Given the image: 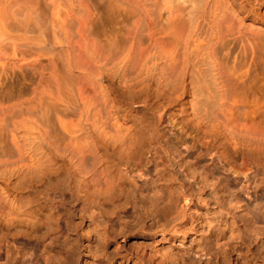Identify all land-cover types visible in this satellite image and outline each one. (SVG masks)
Listing matches in <instances>:
<instances>
[{"label": "bare ground", "instance_id": "obj_1", "mask_svg": "<svg viewBox=\"0 0 264 264\" xmlns=\"http://www.w3.org/2000/svg\"><path fill=\"white\" fill-rule=\"evenodd\" d=\"M57 1L42 0V2H45L44 4H50L51 8H54L53 11L58 10L56 8ZM237 1L239 3L237 2L236 7L233 5L236 2L235 0H125L124 5L118 3V6L123 8V13L126 11L125 15L129 21L128 23L125 22L126 31L124 32L127 36L125 39L129 40L128 43L126 39L128 44L124 42L128 45L127 49L122 55L119 54L121 56L117 55L121 50L118 48L120 45L117 44V34L115 33L111 37L107 36L110 45H108L110 50H107L108 58L101 60L106 56H103V52L100 53L104 50L106 44L103 46L104 43L101 42V48H103L101 49V43L98 44V40L96 41L97 45L95 42H93L94 45L91 43L93 47L96 45L94 48L89 47V49H94V53L92 51L88 52L92 53L93 57L96 53L94 62L90 61L97 66H95L97 69L95 71L100 76L107 75L108 79L111 80L109 86H101L100 82V86L96 87L102 97V99L99 97V103L96 102L97 98L92 96L93 93L97 92V89L94 88L95 92L92 90V93L91 88L93 89V86H78L81 84L79 83L77 84L78 87L73 85L75 88L71 86L68 88L64 78L66 85H59L61 83L59 79L61 80V78L58 79L59 74L57 73L61 71H58L59 68L55 63L56 58H52L54 57L52 54L48 58L47 55L50 54H47L49 48L47 49V63L43 60L44 63L39 61L36 64V80L33 79L37 81L38 85L29 88L31 92H29V95L27 94L28 96H24V92L22 95L18 92L21 95L18 96V100L16 102L11 101L13 103L8 104V106L5 105L6 107L2 106L0 111V116H6L7 113L14 117L22 116L15 125V128L19 129H17V134H13L11 130L12 138L9 139L16 147L17 153L15 154L17 155H11L13 158H15L14 156L18 157V169L13 170V164L10 160L13 172L11 175L7 174L6 170L8 171L9 168H6L10 164L9 159L11 157H6L8 160H5L4 163L8 165L5 164V170L1 166L3 169L0 170V256L2 251H5L6 264H20L18 259L21 256H17L18 253L16 255V250L21 248L16 249L15 245L17 244H12L11 240L24 241V247L21 250L24 254H32V247L36 242L45 241L49 237L51 238L53 235L62 232L67 221L65 222L63 216L54 210L49 195L51 192L63 193L67 190L80 203V212L85 209L87 211L92 210L89 212H92L93 215H90L89 218H91L90 223L94 224H92V231L87 236L92 238L97 245L94 250L97 264L111 263L117 256L123 258V261L134 260V264H264V245L258 244L259 241L255 242V236L260 233L256 227L259 214L256 213L255 217L249 219L251 227L248 228V231L251 234L248 239L245 238L240 230V225L228 221L225 215H220L221 211L218 217V214L216 217L212 215L214 214V212L212 213L214 206L210 197H206V194L209 195L210 193L206 187L207 181L204 178L199 181L194 180L192 184L178 176H173L174 173H162V176H160L162 182L158 180L160 183L155 184V196L143 200L135 193L133 194V191L136 192L135 190L138 189L135 177L147 174L148 164L152 160L150 156L153 142L161 145L158 138L160 118H157L158 115L155 114L157 111L169 112L170 119L173 120L175 125H179L182 134L186 135L188 130L194 132L193 143L197 142L204 149V152L201 150L198 153L199 156L206 157L216 152L223 165L225 164L231 172L237 175L243 174L244 176L247 175L252 163L264 165V133L257 131L248 121H240L235 116L236 114L233 111L235 105L226 98V82L224 83L225 79H223L225 74L223 75V69L221 70V62L219 63V59L215 57V54H217L215 51H219L220 47L217 50L216 48L221 45L219 44L216 47V41L221 36L222 40L218 39V43L225 42L224 36L231 32L226 31L229 26L233 28L235 25L237 27L238 22L241 23V28L257 26L244 20L251 18L250 20L253 22L260 21L259 18L264 13V10L259 6L264 0ZM70 2H73V0ZM40 5L41 0H0L1 51H6L10 47L13 56L16 55L17 58L20 52L27 53L25 54L27 56L28 53L30 54L33 51L31 49L34 44L36 45L33 39H25L22 42L15 39L18 36L25 37L33 33L32 28H34V23H37L34 15L36 11H40ZM54 12L53 15H59L57 11ZM240 14L242 15L240 16ZM55 15L52 18H55ZM142 17H146L152 25L147 31L149 38L147 44H143V37L141 39L142 34H144L142 33ZM233 17H236L235 21L236 19L239 21L234 24L233 20H230L233 23V25H230L227 19H234ZM52 18L50 17V19ZM225 23L227 27L224 26ZM86 26L84 25V28ZM119 26H117L118 30ZM244 28L243 30H246ZM243 30L241 31L243 32ZM87 32L83 30L86 35ZM221 33L224 35L223 37ZM81 35L83 40H87V36L84 37L85 34L81 33ZM80 38L81 36L78 40L81 41L82 38ZM80 41L79 43H86V41ZM89 41L91 42L92 39ZM223 44V46L227 45V43ZM40 45L42 46L39 43ZM136 46L137 48L140 47L139 62L137 64L133 62V65L136 66L131 65L135 69L131 72L129 69L132 67H128V65L132 64V56H135L133 54ZM80 47L84 49L83 46ZM137 48L136 50H138ZM106 49L105 53L107 52ZM34 53L38 54L35 51ZM101 55L103 57L100 58ZM88 58L90 57L88 56ZM109 58L113 60H109ZM111 60L112 66L109 65L108 68L107 64H110L109 61ZM91 70H94V68ZM91 70L89 72H92ZM97 72L95 77L98 75ZM113 72L115 75L116 72L117 74H123L122 79L119 77V83L114 82ZM42 82H45L46 86H39ZM26 88H24L25 93L28 90V87ZM24 89L21 91H24ZM72 89L74 92L77 89L76 93L73 92L72 94ZM98 92L97 94H99ZM118 94L123 96L121 97ZM95 95L94 97H98ZM100 99L102 103H100ZM48 111L52 114L55 112L54 115L57 116L59 123L50 122L52 120L50 117L49 120L47 117L48 121L44 120L46 119L45 115H48ZM102 111H104V114H102ZM71 116H74L75 119ZM0 123L3 124V121H0ZM50 123L52 126V123H54V126L55 123H58L57 127L60 126L62 130L58 132H62V134L55 132V135H52V132L54 133L56 129L51 130ZM2 127L0 124V130H5V128L1 129ZM49 129L52 132L49 133ZM27 131L30 132L29 135ZM23 132L26 133L22 134ZM1 133H4V131ZM3 136L0 135L1 142ZM5 140L7 139L4 138ZM6 149L4 150L6 151ZM164 151L166 152V158L172 161L171 153H168L166 148H164ZM194 173L196 172L192 171L189 175L195 177ZM157 187L161 191L160 193L157 191ZM133 197L136 208H139L140 212L135 225L137 227L133 226L134 229H129V233L130 230L135 231L134 234L137 232L140 237L146 239H152L154 236L162 234L175 241L179 237H185L188 233L196 234L207 228V233L204 234V236L206 235L204 237L206 240H204V243L206 244H201V246L197 244L199 241L196 243L199 246L184 247L186 249H179V252L181 250L182 253L176 254L165 252L162 248L164 251L160 252V257L156 255L157 251L160 250H157L156 246L157 251L155 253H147V249L152 250L149 246H145L144 249L142 247L133 249L134 246L118 245L119 242L111 235V232L112 234L114 232L111 231L113 228L109 230L112 224L111 221L118 212L125 210ZM228 200H230V197ZM234 200H231V203ZM195 209L204 210L206 215L211 214L212 220L214 218L216 221L217 218L219 220L218 226L212 224L214 220L207 222L208 227L200 225L199 219L201 216ZM96 211L100 216L97 219ZM80 217L85 218L83 214ZM79 223L81 224V222ZM74 230L72 243H69L70 246L67 244L69 246L68 250L64 248L69 254L63 257L62 252V255L57 254V256L53 252L54 257V254L51 253V257L54 258L53 264H79L76 257L74 258L75 248L78 245L79 238L84 236V233L88 234V232ZM74 230L72 229L73 232ZM219 234L225 237V241L221 242V246L217 240L210 244L213 240L211 238ZM112 237L115 240H112ZM233 239H239L241 245H243L242 249H246L244 253H238L240 257H235V259L232 257L238 250H236V243L232 242L234 245L230 244ZM57 241L59 242V236L51 241L52 245ZM64 241L67 242V240ZM113 243L116 247H114V250L109 251L107 247ZM151 246H153V242ZM5 248L6 250H4ZM195 254L199 255L198 259L193 256ZM204 254H211L213 259L203 260L200 257ZM48 257L50 256L48 255ZM45 259L49 260L47 257ZM144 260L147 263H144Z\"/></svg>", "mask_w": 264, "mask_h": 264}, {"label": "rangeland", "instance_id": "obj_2", "mask_svg": "<svg viewBox=\"0 0 264 264\" xmlns=\"http://www.w3.org/2000/svg\"><path fill=\"white\" fill-rule=\"evenodd\" d=\"M67 1L68 0H64V1L58 0L56 2L57 3L56 8H58V10L56 9L54 11H57V13L59 14V15L54 14L55 18L57 19L56 20L55 18H52L54 16L53 15V12H54L53 9L54 8L52 9L50 4H48V3L44 4L45 2H42V0H41V5L39 6L40 9L38 8L40 11H36V13L34 15L35 18L37 19V23H34V28H32L33 33H30L29 35H27L25 37H23L21 35V36L16 37V39H15L16 41H21V42L24 41L25 39L26 40H32L33 39L34 42H36V45L35 44L33 45L32 49H31L33 51H31V52L29 51L30 54L28 53V55L26 56L25 54H27V53L24 54V53L20 52L17 55L18 56V58H17V57H15L16 55L13 56L12 49L10 47L6 51L0 50V107H1L0 111L2 110V106L4 107L5 105H7V106H8V104L10 105L11 103H13L11 101L16 102L19 98L18 96H21L23 92H24L23 93L24 96L29 95V92H31L30 89L32 88L31 86L34 87V85L35 86L38 85V83H36L37 81H35L36 80V73H37L36 72L37 62H39V61L43 62V60H44V62L47 63V61H48L47 59L49 58V56L51 57L52 55L54 56L52 58H54V59L56 58L55 63H57V66L59 68L58 71H61L60 73H62V74H60L59 72L57 73V74H59L58 79L61 78V80L59 79V81L61 82V83H59V85H61V84H62L61 86H63L64 84L66 85L65 82H67V86L69 88V86L73 87V85L77 86V84L81 83L78 86H93V89L91 88V91L94 90V88H96L98 85L100 86V84H101V86L102 85L109 86V83L111 82L110 78L108 79L107 75L100 76L98 74V72L95 71V70H97L96 69L97 66L95 65V63L93 64L91 62H94V57L96 56V53L94 54L95 56L93 57L92 53H94V51H93L94 49H89V47L90 46L93 47L92 46L93 42H95L96 45H97V42H98V44H100L101 42L104 43L103 46L106 44L107 47L106 46L105 47L107 49L104 47V50H102L100 52V53L103 52L104 55L103 54L102 55L103 56L106 55V56L104 58H102L101 60L108 58L109 57L108 51L110 50V49H108V45H109L108 44V40H109L108 37H111L116 33L117 34V44L120 45V47H118V48H119V50H121V51L118 50L120 53H117V55H119V54L122 55L123 52L125 51V49H127L128 45H126V44L129 43V40L127 38L126 39L128 41L125 39V37H127V36L124 32L126 31L125 22L127 21L126 23H128L129 21L127 20V17L125 15L126 11H125V13H123L124 12L123 8L118 6V3L120 5H122V4L124 5L125 0L124 1L123 0H117L118 2L116 0H73V2H70L71 0L68 2ZM235 1L236 2L233 3V5L236 7L238 1L237 0H235ZM261 5L259 4L260 8H262V10H264V2L261 3ZM263 14H262L261 18L257 17V18H259L260 21L253 22L252 20H250L251 18L245 19L244 20L245 22H251V23L257 25V26L248 27V28L243 27L246 30H243V28H241L242 26H240L241 25L240 22H238V25L236 24L237 27H235V25L233 26L234 30L229 25H228L229 27L227 28L228 30L224 27V29H226V31H228V32L231 31V32H229L227 34H226V32L223 33L224 35L226 34V36H228V37L222 35V33H221L222 37L224 36V38H225V42L221 41L222 43H218L220 39L222 40V38L220 36V39L218 38L219 40L217 39V41H216V47L219 44L222 45L223 43H227V45L225 44V46H223L224 45L223 44L222 49H221V45H219L217 48L215 47L216 50L220 47L219 51L218 50L215 51V53H217V54H215L216 55L215 57L217 59H219L218 60L219 63L221 62L220 63V65L222 66L221 70L223 69V72H224L223 75L225 74L224 75L225 78H223V79L226 80V81L224 80V83L226 82L225 87L227 89V97L226 98L228 99L229 102H231L235 105V108L233 111L236 115L235 114L234 115L240 121L241 120L242 121L245 120L246 122L248 121V123L253 125L257 129V131H259L260 133H264V15ZM113 15H114V17H113ZM241 15L242 14H240V16ZM57 16H59L60 18L58 19ZM40 17H43V18H40ZM50 17L52 19H50ZM62 18L63 19L65 18V19L63 20ZM235 18L234 19H227L228 23L230 25L231 24L233 25V23L234 24L237 23L236 21H239V20L236 19V21H235ZM38 19H40V20H38ZM230 20L231 21L233 20L232 21L233 23ZM83 21H84V23H83ZM100 21H101V23H100ZM115 22L117 23V25ZM113 23L115 24V27H114ZM141 23L143 25L142 33H144L141 36V39L143 37L142 42H144L143 44H145L146 42L149 43L147 31L151 28L152 25L146 17H142ZM88 24H89V26H88ZM81 25H83V26H81ZM84 25L85 26L87 25V26L84 28ZM118 25H120L118 27L119 30L117 29ZM224 26L227 27V24L225 23ZM78 27H80V28H78ZM87 28H89V29L87 30ZM115 28H116V30H114ZM146 28H148V29L146 30ZM82 29L84 30V32L88 31L87 35H86V33H83ZM224 29H223V31H224ZM240 29L243 30V32ZM79 30L82 32H80ZM81 33L85 34L84 35L85 38L87 36L88 41L83 40ZM123 34H125V36H123ZM77 35H79V36H77ZM80 36L82 38V39L80 38L81 41L82 40L86 41V43L83 41H82L83 43H79L80 40H78V39ZM88 36H90V37H88ZM118 36L119 37L121 36L123 38H121V37L119 38ZM74 38H75V40H74ZM89 38L92 39L91 42L89 41V40H91ZM128 38H129V36H128ZM121 39H122V41H121ZM143 40H145V41H143ZM119 41H121V42L119 43ZM39 43L42 44V46L41 45L39 46ZM102 43L100 44V48L102 46ZM84 45L86 46V48L84 47ZM136 45H138V44H136ZM80 46H83L84 49H82V47H80ZM124 46H125V48H124ZM223 47H224V50H223ZM122 48H124V49H122ZM136 48H137V46H136ZM136 48H135V53L133 54L135 56H132V62H131L132 64L129 63L130 66L128 65V67H132V66L135 67L136 65H133V62L135 64H137L139 62L138 60H139V55H140V53H139L140 47L137 48L138 50H136ZM47 49L51 53H49L47 51ZM58 49L61 51H59ZM76 49H78V50H76ZM101 49H103V48H101ZM105 49H106V51L108 50L106 53L104 52ZM66 50H68L69 53ZM34 51L37 52L38 54L34 53ZM46 51H47V54H50V55H47ZM63 51L65 54L62 53ZM71 51H72V53H71ZM78 51H79V53H78ZM89 51L90 52L92 51V53H88ZM80 52H81V54H80ZM74 53H75V55H74ZM46 55L48 56V58ZM102 55L100 56V58L103 57ZM121 55H119V56H121ZM62 56H63V58H62ZM80 56H82V57H80ZM88 56L90 58H88ZM35 58H37V59H35ZM110 59H112V58H109V60ZM112 60L109 61L110 64L109 63L107 64L108 68H109V65H110V67L112 66L111 65ZM34 63H35V65H34ZM60 63H61V65H60ZM76 63H77V65H76ZM88 63L91 65L88 66L89 65ZM107 67L105 66V68H107ZM134 67L130 68L129 70L131 72L135 71ZM93 68H94V70H91ZM227 68H228V70H227ZM89 69L92 72H89L90 71ZM96 72L99 76L96 75V77H95ZM109 74H110V72H109ZM113 74H114V72H113ZM118 74L116 72V75L114 74L115 77L113 78L114 82L117 81V83L120 82L119 77L122 79V75H123L121 73L119 75ZM83 75H84V77H83ZM235 75H236V77H235ZM116 77H118V78H116ZM33 78H35V80ZM63 78L65 79V82H64ZM69 78H70V80H69ZM34 81H35V83H34ZM44 85L46 86L45 82L44 83L42 82L41 84H39V86H44ZM26 87H28V90L25 93V89H27ZM20 88H22V89H20ZM63 88H65V87H63ZM73 88H75V87H73ZM17 89H19L20 91L19 90L17 91ZM23 89H24V91H21ZM100 89H101V87H100ZM69 90H71V89H69ZM76 90H75V92L73 90L72 94H73V92L76 93ZM18 92L21 93V95H19ZM94 92H95V90H94ZM97 92H98V89H97ZM97 92H95V94L98 97H94L95 94L93 93V91H92V93H93L92 96H93V98H97L96 102L99 103V97L101 99H102V97L99 93L100 91L98 92L99 94H97ZM118 95H120V94H118ZM24 96H22V97H24ZM120 96L122 97L123 95H120ZM101 99H100V101H101ZM72 101H74V100H72ZM100 103H102V101ZM50 111H52V110H50ZM102 112H103L102 114H104V111H102ZM54 113L55 112H53V114H52L51 112L48 111V113H47L48 115H45L46 119H44V120H47V117L49 120V117H50L52 119L50 122H58L57 116L54 115ZM7 114H6V116H4V115L0 116V121L1 122L3 121V124L0 123L1 127L3 126L1 129L5 128V130L3 129L4 133H1L3 131L0 130V135L3 136L2 134H5V135L8 134L7 135L8 137L4 135L2 138L3 139L2 142L4 141V138L7 139L4 141L5 142L4 144L0 140V142L2 143V144L1 143L0 144L3 147V149L1 150V145H0V156H1L0 159L2 160V161L0 160V170L5 167V164H6V166L8 165L7 163H4V162H6L5 160H8L9 157H11V159H9V163L11 160V163L13 164V166H12L13 170H15V169H18L17 168L18 157H16V156H14L15 158L12 157V155H17V154H15L17 152H16V147L13 144L12 140L9 141V139L12 138L11 137L12 132H13V134H17L19 129L15 128V125H16V122L18 123V119L22 118V116H15L16 117L15 118L14 116L10 115L9 113H7ZM155 114L158 115V116L156 115L157 118H160L158 138H159L160 144L162 146L159 145V143H157V142H153V149H152V153L150 156V158L152 160L148 164L147 174L145 173L141 176L135 177V179L138 183V189L135 190L136 192L133 191V194L135 193V195L139 196L140 198H143V200L144 199L148 200V198L155 196L154 195L155 189H156L155 184L162 182V180L160 181V178H161L160 176H162V173H167V174H171V173L173 174L174 173L173 176L174 175L178 176L182 180H185L187 182H191L192 184L194 183V180L199 181L200 179L204 178L205 181H207L206 187L208 189V192L210 193V194L208 193L209 195L206 194V197H210V199L212 200V203H213L212 205L214 206V209H215V210L212 209V213L214 212V214H215V215L214 214H212V215L215 217L217 214H218L217 217L220 215H225V217L228 218V221L236 222L235 224L240 225V228H241L240 230L242 231L245 238L248 239V237L251 234L250 231H248V228L251 227V225L249 223V219L251 217H253L254 215L256 216V213L259 214L256 227L258 228L260 233L255 236V242L257 243L259 241L260 243H258V244L264 245V217H262V215H264V165H257L255 163H252L250 165L251 168L247 172L246 176H244L243 174L237 175V174L231 172L225 164L223 165V163L221 162V160L218 157V153L213 152L211 155H208L206 157L199 156L198 153L201 152V150H202V152H204V149L197 142L193 143L192 138L194 136V132H190L188 130L186 132L187 133L186 135L182 134L181 129L179 128V125L178 126L175 125L173 120L170 119L171 116L169 115V112L162 110L159 112L157 111ZM74 116H71V117L73 118ZM73 119H75V118H73ZM24 122H26V121H24ZM26 123H28V122H26ZM58 123H55V126H54V123H52L54 127L50 123V127H52L51 130L54 131L56 129V131H54V133H53L49 129V133L52 132V135L53 134L55 135V132L62 131L60 126L57 127ZM50 127L48 126V128H50ZM11 130H12V132H10ZM262 130H263V132H262ZM25 133L26 132H23L22 134H25ZM58 133L62 134V132L61 133L58 132ZM29 134H30V132H28V135ZM50 136H51V134H50ZM0 139H1V137H0ZM163 147L167 149L168 153H171L170 156L172 157V161H169L166 158V152L164 151ZM6 148H8V149H6ZM4 149H6V151ZM8 150H10V151L12 150L11 153ZM6 157H8V158H6ZM176 162H178V163H176ZM11 163L8 165L7 168L5 167L6 169L9 168V170L8 171L6 170V172H7V174L9 173L10 175L13 172V170H11L12 169ZM1 166H3V168ZM5 168L3 170H5ZM192 171L196 172V173H194L195 177H191L189 175ZM244 181H246V182H244ZM244 183H246V184L248 183V184L246 185ZM157 189H158L157 191L160 193L161 191L159 190L158 187H157ZM49 196H50V198H49ZM49 196H48V198L51 199L50 201L52 202V204L54 206V210H56L57 213L62 215L64 221L65 222L67 221V222L66 223L64 222L65 223L64 229L62 230L61 233L56 234L57 236L53 235L51 238L49 237L45 241L43 240L42 242L41 241L36 242L35 243L36 245L34 244L32 247V249H33L32 254H24L23 253L22 250L24 247V241H21V240L20 241L19 240L13 241V240H11L12 244L13 243L17 244V245H15L16 249L19 247L22 249V250L21 249L16 250V255L18 253L19 255H17V256H21L18 259L20 264L21 263L22 264H46V263L51 264L54 261L53 256L51 257V253H52V255L54 254L53 252H55L56 256H57V254L62 255V253H63V257L64 256L66 257L69 254L68 251H66V249L69 248V246H70L69 243L71 244L72 240L74 238V236H73V233H75L74 229H78V230H80V232H88V234L84 233V236H81L79 238L80 241L78 240V245L75 248L76 254H75L74 258L76 257L79 264H95V263L97 264L98 261L96 260L95 251H94L96 249L97 245L93 242L92 238H88V236H87L90 234L89 232L92 231V229H93L92 224H94V223H90L91 218H89L90 215H93L92 212L91 213L89 212L92 210L89 209V211H87L85 209V210L81 211L82 212L81 213L79 211L80 203L77 201L76 198H74V196L71 194V192H68V190L63 192V193L62 192H56V193L51 192ZM229 197H230V200H228ZM233 198L236 199L237 201L234 200ZM217 200L218 201L221 200V201L218 202ZM231 200H234V201L231 203ZM238 200H240V201L238 202ZM20 202L22 203L21 200H20ZM237 202H238V204H237ZM225 208H226V210H225ZM195 210H197L196 212H198V214L201 216V218L199 219L200 225H202L203 227H208L207 222L209 220H211V221L214 220V222H212V224H216L218 226L219 220L217 218H216V221L214 218L212 220L211 214L209 215V213H208V215H206L205 211L201 210V209H195ZM215 211H217V212H215ZM78 212H79V214H78ZM139 212H140V209L136 208L135 199L133 197L131 200V203L125 208V210L118 212V214L113 217V219L111 221L112 224H111V227L109 228V230H111L113 228V230H111V231H114L113 232L114 235L112 234V232H111V235L114 236L115 239L119 242L118 245L125 244L126 247L134 246L135 248L132 247L133 249H136L137 247H140V248L142 247L144 249L145 246H149L150 248H152V250L147 249L146 250L147 253H155L157 250L160 249L156 253V255L160 257L161 256L160 252L163 249L165 250V252H170L172 254H176V253H182V251H181L182 249L184 250L186 248L194 247V246L197 247V246H199L197 244H200V245L206 244V243H204L206 241L204 238V237H206V235L204 236V234L207 233V228H205L204 231L200 230L199 233H196V234L195 233H188L185 237H183V236L179 237L178 238L179 240L176 239L175 241L170 240L168 236H165V235L163 236L162 234L156 235L152 239H148V238L146 239V238L140 237L137 232L134 234L135 231L130 230V233H129V229L133 230L134 227H137L135 225L137 224L136 222L139 219L138 218ZM219 212L221 213L220 215H219ZM81 214H83L85 216V218L80 217ZM95 214L97 216V217L95 216L96 219L100 217L99 214L97 213V211ZM86 217H88L89 219ZM83 218H84V221H83ZM219 219H221V218H219ZM243 219H245V220H243ZM69 220H70V222H69ZM242 221L243 222L245 221V223L243 224ZM79 222H81V224ZM70 223H72V224H70ZM90 224H91V226H90ZM123 225H125V226L123 227ZM70 227L74 230V232L72 231V229ZM70 229H71V231H70ZM121 230H122V232H121ZM222 234H219L216 237H212L211 239H213L212 240L213 242L211 241L210 244L214 243L217 240L219 245L221 246V244L225 241V237H224L225 235L223 234L224 235L223 236ZM259 235H261V236H259ZM58 236H59V242L63 241L65 243H63V242L59 243L57 241V242H55L56 244L53 243V245H52L51 241H53V239L55 237H58ZM67 237H68V239H67ZM70 237H72V238H70ZM114 237H112L113 238L112 240H115ZM256 237H258V238H256ZM182 238H184V239H182ZM50 239H51V241H50ZM64 240H67L68 243ZM235 240H237L239 242V244ZM235 240L234 239L231 240V243H230V244H233L232 242H234V243H236L235 246L237 245L236 250H238V252L236 251L237 253L236 252H235L236 254L234 253V255H233L234 257H232L234 259H235V257L237 258L239 256L238 253H240V252L244 253L246 250V249H242L243 245H241L239 239H235ZM48 242L51 244H49ZM152 242H153L154 247L151 246ZM197 242H199V243H197ZM67 244L69 246H67ZM190 245H193V246H190ZM63 246H65V247H63ZM155 246H156L157 250L155 249ZM59 247H60V250H59ZM114 247H116V246L113 243V244L108 245L107 249H109V251H112L115 249ZM159 247H161V248H159ZM184 247H186V248H184ZM64 248H66V249H64ZM62 249H64V250H62ZM179 249H181L180 252H179ZM4 250H6V248ZM42 250H43V252H42ZM240 250H242V251H240ZM58 251H59V253H58ZM4 253H5V251H2L1 256H0V264L1 263L4 264L7 261L6 256H5L6 254H4ZM47 254L50 257H48ZM55 254H54V257H55ZM43 255H45L50 261L46 260L45 259L46 257H44ZM26 256H28V257H26ZM193 256H195L197 259L199 258V255H197V254H195ZM52 258H53V260H52ZM200 258H202L203 260H206L209 258L213 259L211 254H209V255L204 254ZM133 261L134 260L123 261V258L121 259L120 256H117L116 259L112 260L111 263L103 262L102 264H104V263H106V264H134ZM144 261H145L144 263H147L146 260H144ZM147 261L149 262V260H147Z\"/></svg>", "mask_w": 264, "mask_h": 264}]
</instances>
